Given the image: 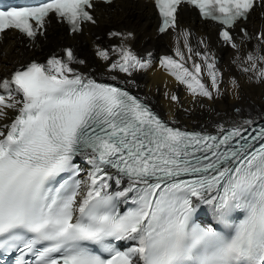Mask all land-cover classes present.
<instances>
[{"label":"snow or ice","instance_id":"snow-or-ice-1","mask_svg":"<svg viewBox=\"0 0 264 264\" xmlns=\"http://www.w3.org/2000/svg\"><path fill=\"white\" fill-rule=\"evenodd\" d=\"M182 3L218 22L232 48L231 30L264 7V0H154L159 32L176 27ZM94 7L93 0H38L0 10V33L35 40L53 17L79 33L96 23ZM181 35L192 53L190 33ZM256 39L264 45V33ZM112 51L119 59L97 51L110 70L132 75L148 66L123 43ZM195 55L202 63L189 68L192 56L177 47L179 61L161 63L193 96L212 99L213 90L220 93L215 59ZM84 63L65 48L0 80V257L19 253L14 264H264V123L182 130L121 87L84 75ZM244 63L264 82V47ZM83 164L91 167L86 182L78 178Z\"/></svg>","mask_w":264,"mask_h":264},{"label":"bare ground","instance_id":"bare-ground-1","mask_svg":"<svg viewBox=\"0 0 264 264\" xmlns=\"http://www.w3.org/2000/svg\"><path fill=\"white\" fill-rule=\"evenodd\" d=\"M93 13L96 23H85L80 33H68L66 26L54 19L46 25L43 35H38L35 40H28L14 30L3 32L0 39V80L9 79L15 68L32 58L44 61V56H58L61 48L72 45L76 57L85 61L78 66L80 72L99 73L123 81L175 125L215 131L217 125L264 118V82H258L254 73L242 70L247 54L257 47H264L256 39L260 33H264V7H256L246 21L232 29L238 48L220 41L217 37L218 26L200 20L196 11L187 7L178 10L176 27L164 33L157 32L158 17L149 0H114L107 5L96 3ZM241 29H245L252 39L245 38ZM184 31L190 33L188 41L192 53L183 47L184 37L181 33ZM111 33L122 35L113 36ZM129 33L131 36L124 40ZM122 43L142 57V62L148 66L134 70L132 75L110 70L109 62L100 58L97 51L107 50L114 61L119 56L112 50ZM177 47L186 58L192 56V60H186L189 68L193 62L202 63L196 52L215 59L219 94L213 90L212 99L193 96L186 85L170 75L161 61L165 56L179 61ZM203 76L205 83L210 84L206 71ZM233 80L236 81L235 87ZM173 95L177 97L175 101L171 99ZM90 170L89 165L83 164L82 181L88 180Z\"/></svg>","mask_w":264,"mask_h":264},{"label":"rangeland","instance_id":"rangeland-1","mask_svg":"<svg viewBox=\"0 0 264 264\" xmlns=\"http://www.w3.org/2000/svg\"><path fill=\"white\" fill-rule=\"evenodd\" d=\"M60 51V50H59ZM59 51L57 52L58 53V56H59ZM48 57H47V55L46 56H44L42 59L44 60V61H46V59H47ZM38 59V58H37ZM90 75H95V76H97V77H99V78H106L107 76H103V75H101V74H99V73H92V74H90ZM108 78V77H107ZM111 79V78H110Z\"/></svg>","mask_w":264,"mask_h":264}]
</instances>
